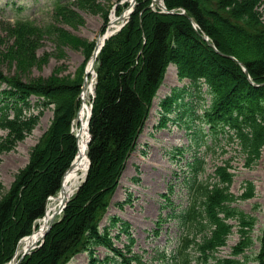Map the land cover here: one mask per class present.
<instances>
[{
  "label": "trees",
  "instance_id": "1",
  "mask_svg": "<svg viewBox=\"0 0 264 264\" xmlns=\"http://www.w3.org/2000/svg\"><path fill=\"white\" fill-rule=\"evenodd\" d=\"M148 2L139 0L130 20L107 40L99 55L96 97L89 125L91 141L88 156L91 165L87 178L66 207L64 223L54 225L44 250L37 256H26L20 264H65L74 253L90 243L104 244L112 247L115 254H123L112 246L107 232L100 234L98 226L119 186L127 156L136 145L166 67L178 60L182 46L201 56L198 65L189 66L187 62L186 67L193 80L203 76L211 84L213 102L206 112L213 133L216 137L224 134L231 140L235 139L237 146L233 147V152L238 163L248 168L258 164L262 157L264 22L254 19L260 4L253 0H165L168 9H185L198 23L201 32L210 35L217 52L199 42L187 16L153 11ZM65 8L59 5L55 12L60 13ZM208 13L214 18H210ZM210 22L215 23L214 28ZM219 26L224 31L216 32ZM33 35L41 36L43 33L36 30ZM83 48L88 59L94 43L89 41ZM226 50L246 65L253 81L260 86L251 83L239 63L226 56L230 54ZM83 72L84 65L73 78L62 77L27 86L29 90H40L51 101L55 120L12 188L5 195H0V264L11 259L17 241L29 234L35 220L44 215L46 198L60 189L62 175L77 153L71 122L80 106ZM221 93H224L222 100ZM228 126L235 131L228 130ZM0 130L8 133L5 139L0 136L1 155L33 128L31 121H24L18 115L9 119L6 112L0 118ZM227 167H233L230 160H227ZM20 176L25 179L17 191L15 187L21 184ZM221 178L229 184L233 181V174L227 168L222 169L216 174L217 180ZM252 187L253 181L246 180V191L242 197ZM199 194L203 209L194 210L192 214L193 225L200 229L203 237L199 247L204 256L207 249L223 246L232 232L231 225L218 216L219 211L239 221L240 238L233 246L234 250L241 251L247 239L253 241L250 232L256 225L255 218L251 214L246 216L239 210L241 208L226 205L233 199L229 186L220 187L214 182L203 185ZM205 215H209L214 228L202 222ZM118 221L122 220L113 216L112 226L116 227ZM254 259L264 264V229L261 248ZM217 264L240 263L235 258H224Z\"/></svg>",
  "mask_w": 264,
  "mask_h": 264
},
{
  "label": "rangeland",
  "instance_id": "2",
  "mask_svg": "<svg viewBox=\"0 0 264 264\" xmlns=\"http://www.w3.org/2000/svg\"><path fill=\"white\" fill-rule=\"evenodd\" d=\"M61 1L67 4L65 6L67 8L56 13L52 9L45 10L48 0H0V72L9 76L15 74L36 86L41 82L60 80L62 77L73 78L82 66H87L88 63L83 45L89 41L94 44L98 42L101 34L106 31L111 14L115 11L120 14L127 7L122 4L121 0ZM146 1H149L150 6L151 0ZM253 1L260 4L259 10L254 13V19L264 22V0ZM208 16L214 18L209 13ZM21 18L34 20V23L9 24ZM54 24H56L55 28ZM210 25L215 27L214 22H210ZM36 30H40L43 35L34 37L33 33ZM221 31H224L221 26L216 28V32ZM235 32L243 33L239 30ZM180 51L179 58L175 62L181 72L179 74L181 78L178 77L176 66H170L164 83L147 112L144 131L128 160L123 183L116 190L109 208V210L116 208L122 211L124 218L132 220V231L138 235L139 249L142 251L143 246L147 249L145 257L148 264L159 263L160 258L156 255V253L160 255L159 251H167L166 254L171 264H176V257L180 256L178 251L182 244L183 230L180 226L181 221L173 217L178 209L186 207L191 201V196H187L185 189L187 178H191L190 163L195 160L196 153L198 154L196 152L200 148L198 142L206 140L208 131L207 125L202 126L199 118L210 101L207 86L203 85L201 93L195 86H192L189 69L186 67L187 62L189 66L198 65L201 56L189 52L183 46ZM226 52L230 53L226 55H233L228 50ZM248 76H250L249 73ZM174 87H185L182 92L183 99L180 101L187 110L183 118L179 117L181 110L177 114L178 105H173L169 112L166 111V107L160 106L161 99ZM201 95L204 97V102ZM166 112L168 116L165 118ZM177 118L180 119L179 122ZM54 120L55 112L51 105L44 110L41 117L31 120L33 130L30 133L26 134L23 139L14 141L13 146L0 155L1 196L8 193L14 180L29 164L34 149L42 141ZM60 121L61 118L58 123ZM162 124L166 125L162 127ZM0 136L5 139L7 132L2 130ZM178 146L183 149L177 151V154L181 156L177 163L172 160L170 153H174ZM231 155L232 152L228 146L218 154L209 151L206 154L208 170L214 168L215 165H225V160ZM160 173L162 174L159 177ZM138 174H141L140 183L133 180V177ZM24 179L25 177L20 176L21 184L15 187L17 191L22 187ZM247 179L253 180V187L247 194H244V200H236V206L242 208L239 210L243 211L246 216L251 214L256 221L255 227L250 232L251 237L254 236L255 243L246 250V254L253 258L259 250V236L264 225V147L257 165L253 168H245L243 163L240 165L231 191L238 195L245 192L244 182ZM127 187L133 188L132 193L126 192ZM166 191L169 196V207L161 210L156 209L152 201L147 204V199L141 195L146 193L161 198L160 194ZM129 197L132 199L130 203L125 204L122 209L117 206L118 202L127 200ZM109 210L106 216L118 212L111 210L109 213ZM158 213L159 216L164 213V220L163 224L158 226L157 234L154 229ZM143 229H146L149 235H145ZM196 230L198 229L191 228V232ZM237 241L238 234H232L217 255L219 257L230 256L232 246ZM243 244L244 247H249L252 241L247 239ZM11 261H6V264ZM249 264H256V261L250 260Z\"/></svg>",
  "mask_w": 264,
  "mask_h": 264
},
{
  "label": "bare ground",
  "instance_id": "3",
  "mask_svg": "<svg viewBox=\"0 0 264 264\" xmlns=\"http://www.w3.org/2000/svg\"><path fill=\"white\" fill-rule=\"evenodd\" d=\"M130 1V0H129ZM130 7L126 8L123 12L124 18H126L130 12ZM111 23L105 32L107 35H109L113 30L118 28L120 25V20L117 14L112 13L111 15ZM105 34H102L97 42L98 45H101ZM95 63V59L91 58L88 62V70L91 72L93 76H95L94 72H92V66ZM94 90V84L93 79L88 80L87 86L82 92V103L79 109L78 114L75 116V118L72 120L71 123V133L77 137V156L76 161L74 162V166L72 170L66 171L64 174V178L62 180V186L59 190L58 194L57 192L55 194L49 195L46 198V211L44 215L38 219V224L36 228L34 229L33 235L27 236L25 239H20L17 241L14 252L12 254V257L16 258L14 262H19L20 259L25 258L26 256H37L39 253H41L47 243L48 238L51 235L52 229L54 228V225L59 226L64 223L63 216H64V208H61V204L63 200H66V198L70 197L74 191L76 190L79 179L85 175L89 160L87 156V146H88V138H89V131H88V115L90 113V106L88 102V98L92 94ZM224 98V93H221V100ZM82 174V175H81ZM84 177H82L83 179ZM16 179L14 180V182ZM1 182V181H0ZM13 182V183H14ZM2 182L0 183V185ZM57 194V195H56ZM56 195V197H54ZM53 196V197H52ZM67 204V203H65ZM60 209V212H59ZM59 212V213H58ZM60 215L59 221L56 224H53L54 219L57 217V215L53 218L54 214ZM53 224V225H52ZM51 225V226H50ZM47 227H49V231L45 233ZM264 229V225L262 227V230ZM33 230V228H32Z\"/></svg>",
  "mask_w": 264,
  "mask_h": 264
},
{
  "label": "water",
  "instance_id": "4",
  "mask_svg": "<svg viewBox=\"0 0 264 264\" xmlns=\"http://www.w3.org/2000/svg\"><path fill=\"white\" fill-rule=\"evenodd\" d=\"M89 122H90V118H89ZM90 139H91V136H90ZM90 139H89V141H90ZM89 143V142H88Z\"/></svg>",
  "mask_w": 264,
  "mask_h": 264
}]
</instances>
